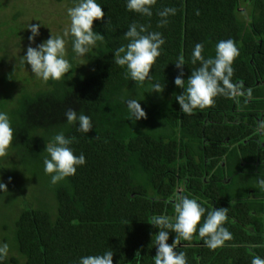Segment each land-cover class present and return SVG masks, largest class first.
Masks as SVG:
<instances>
[{
  "label": "trees",
  "instance_id": "obj_1",
  "mask_svg": "<svg viewBox=\"0 0 264 264\" xmlns=\"http://www.w3.org/2000/svg\"><path fill=\"white\" fill-rule=\"evenodd\" d=\"M97 2L105 16L94 21L93 30L104 35V42L93 49L88 64L71 52L66 77L44 82L24 70L28 64L16 68L10 63L11 51L0 63V111L9 115L14 130L8 154L0 157V179L9 198L19 199L14 248L0 264H78L82 256L108 250H113V264H154L159 229L151 219L173 217L177 194L196 199L207 211L227 208L224 226L233 237L215 250L196 234L181 241L177 251L186 254L187 264H251L254 256L264 258V192L252 185L251 177L249 184L241 179V163L254 167L264 152L251 140L244 142L252 129L232 123L243 114L240 110L253 108L248 98L264 96L256 84L264 78V0H156L151 17L128 11L126 0ZM165 8L176 12L160 26L158 13ZM132 23L163 35L161 55L150 73L153 82L164 85L162 93L150 92L147 82L132 81L126 68L114 62L115 51L129 42L124 33ZM227 39L239 50L233 81H243L245 95L217 97L212 107L183 114L175 100L183 89L174 84V63L185 58L186 80L200 66L192 63L195 45L203 44L207 59ZM129 98L140 100L146 119L128 120L124 101ZM258 105L264 107V102ZM68 109L88 115L93 129L84 134L67 125ZM60 131L86 163L53 185L44 172V149ZM18 158L32 180L42 182L41 198L28 196L33 184L19 172ZM3 227L9 229L10 223ZM169 231L171 244L175 233Z\"/></svg>",
  "mask_w": 264,
  "mask_h": 264
},
{
  "label": "clouds",
  "instance_id": "obj_2",
  "mask_svg": "<svg viewBox=\"0 0 264 264\" xmlns=\"http://www.w3.org/2000/svg\"><path fill=\"white\" fill-rule=\"evenodd\" d=\"M156 0H126V9L147 17L152 16V7ZM175 8H165L159 12L162 18L160 26L168 23L167 17L175 15ZM67 15L70 18V27L62 35L50 34L49 38L35 44L37 37L41 35L40 24H29L30 35L27 37L29 46L26 54L21 57L22 64L31 67V73L35 78L44 82L49 80L60 81L66 77L72 69V64L66 58V38H71L72 52L76 57H84L91 53L98 44L104 42V35L93 30V23L102 20L105 16L102 6L97 0H75L73 7L68 8ZM128 40L126 46L119 47L114 54L116 65L126 68V76L132 81L145 85L150 92L162 93L164 85L153 82L150 74L157 58L161 55V48L165 43L162 33L148 32L144 25L132 23L124 33ZM204 46L197 43L192 51V63L199 62L200 66L191 71V75L185 80V58L181 55L174 63L177 76L174 84L183 89L181 94L175 95V100L183 114L192 115L196 110H204L215 104L217 97L236 99L245 95L243 81L234 82L233 62L239 56V50L232 39L221 40L216 44L215 56L205 58L202 54ZM251 96V90H247ZM137 99H126L128 120L135 124L141 119H146L147 114ZM67 125H76L78 131L88 134L93 125L91 118L83 113L77 114L74 109L65 112ZM258 130L264 134V121L258 125ZM14 130L11 119L6 112L0 111V157L8 154L12 145ZM72 140L65 136L63 131L52 137L50 143H46L44 152V172L50 175L51 184L66 180L76 174L77 168L85 165L86 157L83 153L75 155L69 146ZM11 182V177H9ZM257 188L264 192V179L257 180ZM0 191H7V185L0 179ZM159 199V197H156ZM196 199L184 194H177L174 202V216L153 215L151 225L159 229L155 235L156 255L154 264H187L186 254L177 251L181 241H191L194 234L204 241L210 249L215 250L230 241L232 233L224 225L227 221V208H219L206 213ZM204 217L203 223L201 218ZM175 233L172 243L169 244L170 231ZM8 250V245L0 244V259ZM113 250L105 251L101 255H87L79 258L78 264H113ZM139 256V252H137ZM251 264H264V258L254 256Z\"/></svg>",
  "mask_w": 264,
  "mask_h": 264
},
{
  "label": "rangeland",
  "instance_id": "obj_3",
  "mask_svg": "<svg viewBox=\"0 0 264 264\" xmlns=\"http://www.w3.org/2000/svg\"><path fill=\"white\" fill-rule=\"evenodd\" d=\"M74 4L75 0H0V63L7 61L8 52L11 51L15 61L11 58L9 62L18 64L16 68L22 65L20 62L21 57L26 54L29 46L27 39L30 35V31L27 28L29 24L41 23V35L37 37L35 44L31 45L33 47L48 39L51 33L53 35H62L70 27V18L67 15V10L73 7ZM71 52V38L68 37L66 38V58ZM92 53L84 57H77L78 62L88 64ZM24 70H31L30 65L25 67ZM19 160L18 158L16 162ZM15 165L19 172L22 173L23 178L29 184H33V188H28V196L30 195L35 199H39V196L41 198L44 195L40 189L42 182L37 180L36 183V180H32L34 177L28 172L22 162L19 161ZM8 194V191L3 194L0 193V244L6 243L8 250H13L15 243L14 218L17 215L16 205L19 199L9 198ZM8 222L10 223V228L4 229V224ZM8 250L7 252H11Z\"/></svg>",
  "mask_w": 264,
  "mask_h": 264
},
{
  "label": "flooded vegetation",
  "instance_id": "obj_4",
  "mask_svg": "<svg viewBox=\"0 0 264 264\" xmlns=\"http://www.w3.org/2000/svg\"><path fill=\"white\" fill-rule=\"evenodd\" d=\"M250 3V2H249ZM247 3L246 9L252 10V7L250 4ZM259 87H261L264 90V78H259L256 83ZM253 88H250L252 90ZM248 103H253V108H245L240 111L243 112V114L239 113L236 115L235 120L232 121V123L239 124V125H245L247 128L252 129L250 132V135L244 139V142L252 141L254 142L255 148L260 152H264V134L261 133V131L258 130V125L261 121H264V107H260L258 105L259 102H264V96L263 97H252L248 98ZM248 161L242 162V167L244 168L242 172V178L246 179L247 184H249L250 177L252 178V185H257V180L259 179L258 176L262 175L264 178V153L260 156L257 162H255L254 167L246 168L245 164ZM244 176V177H243ZM227 181L231 182L233 180V177H229L226 179ZM257 187V186H256ZM252 194V192H255V189L249 190ZM252 197L256 198V201H259L262 199V196H254Z\"/></svg>",
  "mask_w": 264,
  "mask_h": 264
}]
</instances>
